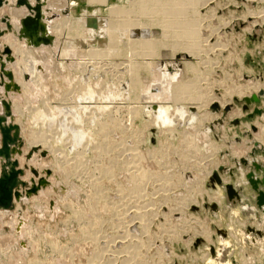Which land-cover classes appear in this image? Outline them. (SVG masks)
Instances as JSON below:
<instances>
[{
	"label": "rangeland",
	"instance_id": "1",
	"mask_svg": "<svg viewBox=\"0 0 264 264\" xmlns=\"http://www.w3.org/2000/svg\"><path fill=\"white\" fill-rule=\"evenodd\" d=\"M68 1L53 2L64 10L56 7L52 44H22L19 54L7 43L11 56L1 53L26 185L15 208L0 210V264H264V0ZM101 18L107 32L123 24V38H140L142 55L127 60L114 36L96 43ZM62 21L72 31L59 32ZM79 28L91 34L88 50L74 42ZM32 48L49 63L37 70L42 82L23 76ZM146 55L152 78L161 62L160 79L147 74ZM34 132L53 148L41 142L47 156L27 159ZM218 180L232 185L233 205Z\"/></svg>",
	"mask_w": 264,
	"mask_h": 264
},
{
	"label": "bare ground",
	"instance_id": "2",
	"mask_svg": "<svg viewBox=\"0 0 264 264\" xmlns=\"http://www.w3.org/2000/svg\"><path fill=\"white\" fill-rule=\"evenodd\" d=\"M70 2H71V0H69ZM68 1V2H69ZM91 1V0H90ZM95 4H94V6L96 5V4H100V0H92ZM54 0H0V36H3V37H1L2 39H0L1 41H0V116H4L5 117V119H6V122H5V124H15V125H17V126H19V143L20 142H22V136H21V133H22V127L19 125V124H17V123H15L14 121H12V119H13V117H14V113H13V107H12V105L13 104H15L14 102H12V105L10 104V109H11V112L8 110V113L6 112V110H5V105H4V101L3 100H5L6 98H5V96H10L11 97V95H12V92H13V85H11V84H8V81H10V79L9 78H11V80L13 79V76H12V73H10V72H7L6 71V66H8L5 62L7 61V59H8V57L5 59V58H3V56L1 55V53H3V52H5L8 56H11V50L7 47V43L8 44H10L11 46H13V48H15L16 50H18V51H20L19 52V54H21V51H23L24 49L22 48V44H25V45H23V47L25 48V46L26 45H31V46H34V47H37V46H39V45H41V44H48V43H50L51 42V44L53 43V38H52V35L56 32V31H54V33H52L53 31H52V25L54 24L53 22H54V20H56V19H58L57 17H56V19L54 18V16H57L58 15V12L56 11V7H58L59 9H60V7H62L63 5H60V6H58L57 5V3H56V5L57 6H55L54 5ZM67 2V4L69 5V3ZM84 2V1H83ZM116 2V1H115ZM53 3V4H52ZM72 4H74L75 3V1L74 2H71ZM92 3V2H91ZM102 3V2H101ZM114 3V2H113ZM120 3V2H119ZM44 4L46 5V6H44ZM50 4L52 5L51 6V8H50ZM71 4V5H72ZM77 4V3H76ZM80 4V3H79ZM78 4V5H79ZM93 4V3H92ZM107 4V3H106ZM42 5H43V7H42ZM84 5H85V3H84ZM113 5V4H112ZM125 4H123V6H124ZM66 6V5H65ZM74 6V5H73ZM93 6V5H92ZM118 6V5H117ZM98 7V6H97ZM105 7V6H104ZM107 10L110 12V13H112V10H114V9H112L113 8V6H112V8L110 7V5L108 6L107 5ZM47 8H50V9H47ZM88 8H90V7H88ZM92 8V7H91ZM95 8V7H94ZM115 8H116V5H115ZM118 8V7H117ZM124 8V7H123ZM170 8H171V6H170ZM47 9V10H46ZM63 9V7L60 9V10H62ZM177 9V8H176ZM64 10V9H63ZM66 10V9H65ZM77 10V9H76ZM80 10V9H79ZM116 10V9H115ZM121 10V9H120ZM120 10H118V11H120ZM74 11V10H73ZM72 11V12H73ZM84 11V10H83ZM105 11V10H104ZM117 11V12H118ZM178 11V10H177ZM176 11V12H177ZM71 12V13H72ZM85 12V11H84ZM116 12V11H115ZM181 12V11H180ZM86 13V12H85ZM105 13V12H104ZM114 13V12H113ZM119 13V12H118ZM122 13V12H121ZM125 13V12H124ZM87 14V13H86ZM116 14V13H115ZM126 14H127V12H126ZM125 14V15H126ZM28 15H30V17H34V19H36L37 21H38V23H39V25L37 26L38 28L36 29L37 31H35L33 34H32V37H30L29 35H30V33H28V32H30V31H25L24 32V34L22 33V35L20 34V29H21V27H22V25H23V21H24V18H26ZM79 15V14H78ZM90 15H95L96 16V13H93V10H92V12H91V10H90V12L88 13V16H90ZM117 15V14H116ZM139 15V14H138ZM82 16V15H81ZM87 16V15H86ZM87 16V17H88ZM120 16H122V14L120 15L119 14V17ZM141 16V15H140ZM171 16V15H170ZM101 17V16H100ZM99 17V18H100ZM116 17V16H115ZM117 17H118V15H117ZM116 17V18H117ZM124 17V16H123ZM174 17V16H173ZM172 17V18H173ZM4 18V19H3ZM9 19L10 21L9 22H11V24H12V26H13V30H14V33L16 34V36H11V35H7V34H5L6 32H4V30H5V28H7L8 27V25L10 26V24L9 23H6L5 21V19ZM103 18V17H102ZM99 19V23H101L100 25H99V23L97 24V23H95V21H94V23L95 24H97V25H95L94 23H92V24H94L95 26V29H96V27L99 25V26H103L105 29H106V32L105 33H103V35H102V33H101V35H100V39L96 42V43H98V42H101L102 40H105L106 41V38L108 37V36H111V38H112V36H114L115 37V39L119 42V43H122L123 44V48H121L122 49V55L124 54L126 57H127V60H129L128 59V57L132 60V62H133V59H134V57H132V56H134L135 55V52H141V49H143V50H145L144 48H145V46H143L142 44H144V42H140L139 40H140V38H138L137 39V42L135 41V39L134 40H128L127 41V39H125V38H123L124 36L122 35V33H120V32H118V31H120L121 30V26L123 25H121L120 27H118V28H116L115 30H112L111 32H107V31H110V30H108L107 29V27H105V25H104V21H103V19ZM106 18V17H105ZM114 18V17H113ZM121 18V17H120ZM170 18V17H169ZM82 19V18H81ZM107 19V18H106ZM111 19V18H110ZM139 19V18H138ZM137 19V20H138ZM68 20H69V18H68ZM68 20L66 21V23L68 22ZM83 20V19H82ZM85 23H87V24H90V22H88V20L85 18ZM57 21V20H56ZM77 21H79V20H77ZM84 21V20H83ZM90 21V20H89ZM98 21V20H97ZM96 21V22H97ZM103 21V22H102ZM114 21V20H113ZM58 22V21H57ZM63 22V21H62ZM82 22V21H81ZM116 22V21H115ZM118 22V21H117ZM122 22H123V20H122ZM60 23V22H59ZM85 23L83 22V24L85 25ZM120 23V22H119ZM124 23V22H123ZM169 23H171V22H169ZM56 24V23H55ZM58 24V23H57ZM76 24V23H75ZM74 24V25H75ZM109 24V23H108ZM126 24V23H125ZM114 25H116V27H117V24H114ZM119 25V24H118ZM71 26V25H70ZM70 26H69V28H70ZM86 26V25H85ZM89 26V25H88ZM99 26H98V28H99ZM113 26V25H112ZM74 27V26H73ZM72 27V28H73ZM138 27V26H137ZM143 27V26H142ZM170 27V26H169ZM168 27V30L170 29ZM172 27V26H171ZM55 28H57L58 30H59V32H61V33H63V35H64V32H66L67 30V28H68V24L66 25V24H64V22H63V24H61L60 23V25L58 26H56ZM55 28H53V29H55ZM91 28V27H90ZM97 28V29H98ZM167 28V27H166ZM176 27H174V29H175ZM8 29V28H7ZM74 29V28H73ZM75 29H76V27H75ZM74 29V30H75ZM23 30H27V27H26V29L25 28H23ZM57 30V31H58ZM69 30H71V28L69 29ZM69 30L67 31V32H69ZM172 30V29H171ZM190 30V29H189ZM72 31V30H71ZM95 31V30H94ZM97 31V30H96ZM113 31H117L118 32V34L116 33V32H113ZM80 28H79V31H74V34H75V38H73V39H75L74 40V42L75 43H77L78 44V42H80V41H84L85 40V42L84 43H86V44H84L85 46V48H87V47H89V46H87L86 47V45H90V44H92L91 42L92 41H90L89 39V35H91L89 32L86 34V35H84V36H82V34H80ZM84 32V31H83ZM82 32V33H83ZM96 33V32H95ZM98 33V32H97ZM14 34V35H15ZM68 34V33H67ZM70 34V33H69ZM27 35V36H26ZM57 35V34H56ZM58 35H61L60 33H58ZM99 35V34H98ZM193 35V34H192ZM183 36V35H182ZM58 37V36H57ZM59 37H61V36H59ZM92 37V36H91ZM142 37V36H141ZM147 37V36H146ZM199 37V36H198ZM21 39V41H20V39ZM80 38H83L82 40L80 39ZM96 38V37H95ZM127 38V37H126ZM130 38H134V36L133 37H131L130 36ZM143 38V37H142ZM150 39V41H151V36L149 37ZM57 39V38H56ZM88 39V40H87ZM144 39V38H143ZM142 39V40H143ZM190 39V38H189ZM192 39H194V38H192ZM196 39V38H195ZM60 40V39H59ZM58 40V41H59ZM80 40V41H79ZM187 40V39H186ZM9 41V42H8ZM88 41V42H87ZM96 41V40H95ZM108 41V40H107ZM146 41H148V39L146 38ZM154 41H156V40H154ZM153 41V39H152V41H151V43H147V47H148V45L149 46H151L152 45V42H154ZM188 41V40H187ZM73 42V43H74ZM113 41H111V43H112ZM135 42L137 43V44H135ZM138 42H140L141 43V45L138 43ZM191 42V41H190ZM197 42V41H196ZM196 42H195V44H196ZM35 43V44H34ZM57 43V42H56ZM72 43V44H73ZM88 43H90V44H88ZM110 43V42H109ZM109 43H108V45H109ZM155 43V42H154ZM70 44V43H69ZM113 45H115L116 43H112ZM139 44V45H138ZM146 44V43H145ZM189 44V43H188ZM49 45V44H48ZM47 45V46H48ZM68 45V44H67ZM67 45L65 46V47H67ZM154 45V44H153ZM152 45V46H153ZM200 45V44H199ZM52 46V45H51ZM57 46V45H56ZM55 46V47H56ZM77 46V45H76ZM93 46H95L96 47V44H94ZM93 46H92V50H95L94 48H93ZM111 45H109V47H105V49L107 50V51H109V53H113L116 49H114V47H110ZM116 46H117V44H116ZM115 46V47H116ZM136 46H138L137 48H139L140 46H143L142 48L140 47L139 49H140V51H138V49H136ZM197 45H195V47H196ZM43 47H45V46H43ZM60 47V46H59ZM83 47V48H84ZM118 47V46H117ZM146 47V48H147ZM31 48V47H30ZM39 48H41V47H39ZM39 48H38V50H37V48L36 49H27V50H25V52H27V54H28V56L29 57H36L37 55V58H30L31 60H28L29 62V65L27 66V69L26 70H21L20 72H22L23 71V76H25V73L26 72H29V75H31L30 73H37L38 71L37 70H40V74L42 73V74H44V72H45V65L46 64H49L48 62L46 63V62H43V61H39L40 59L39 58H42L43 57V49H40L39 50ZM49 47H46V49H48ZM104 49V48H103ZM120 48H119V50H118V52L121 50ZM50 50V49H49ZM70 50V49H69ZM79 50V49H78ZM87 50H88V48H87ZM75 51H77V49L75 50ZM84 51H86V49H84L83 50V52ZM104 51V50H103ZM16 52V51H15ZM87 52H89V51H87ZM87 52H84V53H87ZM106 52V51H105ZM104 52V53H105ZM117 52V54H119ZM142 52H144V51H142ZM48 53V52H47ZM98 53V55H99V53L100 52H97ZM19 54H17V55H19ZM44 54H45V52H44ZM90 57H93V56H91L90 55V53H87ZM94 53H92V55H93ZM96 54V53H95ZM94 54V55H95ZM105 54H107V52L105 53ZM105 54H102V56L103 55H105ZM116 54V53H115ZM114 54V55H115ZM117 54H116V56H117ZM138 54V53H137ZM141 54V53H140ZM139 54V55H140ZM145 54V53H144ZM31 55V56H30ZM34 55V56H33ZM54 55H55V53H54ZM97 55V54H96ZM97 55V56H98ZM138 55V56H139ZM142 55V54H141ZM150 55V54H149ZM61 56V55H60ZM75 56V55H74ZM138 56H136V57H138ZM25 57V56H24ZM27 57V56H26ZM96 57V56H95ZM136 57H135V59H136ZM145 57V56H144ZM147 55H146V57H145V61H146V59H147ZM50 58V57H49ZM48 58V59H49ZM19 59V58H18ZM43 59V58H42ZM51 59V58H50ZM60 59V58H59ZM58 59V60H59ZM76 59V58H75ZM96 59V58H95ZM98 59V58H97ZM143 59V58H142ZM52 60V59H51ZM137 60V59H136ZM148 60V59H147ZM21 61V60H20ZM27 61V60H26ZM46 61V60H45ZM53 61V60H52ZM51 61V62H52ZM88 61H91V59L90 58H88V60H87V62L86 63H82V65L83 64H85V66H87L88 65ZM94 61V60H93ZM122 61V60H121ZM125 61V60H124ZM142 61V60H141ZM143 62H144V60H143ZM147 62V64H146V67H147V74L148 75H153L154 76V74H153V72H154V66H153V64L152 63H150V62H148V61H146ZM145 62V63H146ZM18 63V62H17ZM25 63V62H24ZM161 63V62H160ZM159 63V67H157L158 69H159V71L157 70V68H156V70L157 71H155L156 72V74H157V76L155 77V78H152L153 76H151V78H152V80L154 79V80H156L157 78L158 79H160V77H161V73L162 72H160V67H162L161 66V64ZM163 63V62H162ZM21 64H22V62H21ZM52 64V63H51ZM80 64V63H79ZM111 64V63H110ZM120 64H122V63H120ZM164 64H166L165 62H164ZM57 65V64H56ZM90 65V64H89ZM106 65V64H105ZM155 65V64H154ZM26 66V65H25ZM39 66H41V68L42 69H40V67ZM48 66V65H47ZM60 66V65H59ZM137 66V65H136ZM158 66V65H157ZM164 66V65H163ZM166 66V65H165ZM22 67H24V65L22 66ZM49 67V66H48ZM90 68V67H89ZM24 69H25V67H24ZM135 69V68H134ZM146 69V68H145ZM164 69V68H163ZM46 70H47V68H46ZM81 70V69H80ZM48 71V70H47ZM46 71V72H47ZM76 71V70H75ZM90 71V70H89ZM98 71V70H97ZM130 71V70H129ZM39 73H37V75H35V78H37V79H39V78H41V82H42V77H40L41 75L39 74ZM84 73H86V71L84 72ZM93 73V72H92ZM131 73H134V72H131ZM78 74V73H77ZM76 74V75H77ZM136 74V73H135ZM17 75V74H16ZM130 75H132V74H130ZM134 75V74H133ZM163 75V74H162ZM112 76V75H111ZM134 76H136V75H134ZM133 76V78L135 79V77ZM160 76V77H159ZM16 76H14V78H15ZM75 77V76H74ZM82 77V76H81ZM29 78H31V77H29ZM34 78V77H33ZM33 78H31V81H32V79ZM34 78V79H35ZM98 78V77H97ZM131 78H132V76H131ZM83 79V78H82ZM157 79V80H158ZM22 80V79H21ZM92 80V79H91ZM137 80H138V78H137ZM139 80H140V78H139ZM29 81V80H28ZM40 81V80H39ZM104 81V80H103ZM150 81V80H149ZM82 82V81H81ZM140 82H141V80H140ZM20 83V82H19ZM21 83H23L24 84V81L23 82H21ZM20 83V84H21ZM112 83V82H111ZM153 83V82H152ZM14 84V83H13ZM88 84V83H87ZM29 85V84H28ZM30 85H32V84H30ZM86 85V84H85ZM25 86H26V84H25ZM100 86V85H99ZM114 86H115V84H114ZM117 86V85H116ZM172 86V85H171ZM24 87V86H23ZM170 88H172V87H170ZM86 89V88H85ZM84 89V90H85ZM120 89V88H119ZM180 89V88H179ZM185 89V88H184ZM83 91V90H82ZM87 91V90H86ZM81 92V91H80ZM179 92V91H178ZM180 92H181V90H180ZM106 94H107V92H106ZM163 94V93H162ZM171 94V93H170ZM105 95V94H104ZM124 95V94H123ZM169 95V94H168ZM103 97H105V98H107L106 97V95L105 96H103ZM102 97V98H103ZM12 98V97H11ZM81 98V97H80ZM83 98V97H82ZM101 98V99H102ZM133 98H135V97H133ZM100 99V100H101ZM112 98L110 97V99L109 100H111ZM136 99V98H135ZM79 100H81V99H79ZM83 101V100H82ZM87 101V100H86ZM102 101H103V99H102ZM107 101V100H106ZM104 102V101H103ZM111 101H109V103H110ZM84 103H86V102H84ZM100 103V102H99ZM102 103V102H101ZM48 104V103H47ZM81 104H82V102H81ZM106 104H108V103H106ZM17 105V104H16ZM15 105V109L18 107L19 108V106H16ZM45 105V104H44ZM102 105V104H101ZM109 105V104H108ZM107 105V106H108ZM39 106V105H38ZM74 106V105H73ZM91 106V105H90ZM98 106V105H97ZM96 106V107H97ZM106 106V105H105ZM72 107V106H71ZM100 107V106H99ZM109 107V106H108ZM46 108V107H45ZM50 108V107H49ZM74 108V107H73ZM90 108V107H89ZM51 109V108H50ZM55 109V108H54ZM66 109H69V108H67L66 107ZM20 110V109H19ZM18 110V111H19ZM17 111V110H16ZM47 111H49V110H47ZM67 111V110H66ZM74 111V110H73ZM72 111V112H73ZM53 112V111H52ZM60 112V111H59ZM62 112V111H61ZM76 112V111H75ZM19 113H20V111H19ZM105 114H107V113H105ZM133 114V113H132ZM61 115V114H60ZM66 115V114H65ZM106 116V115H105ZM94 118V117H93ZM92 118V119H93ZM113 118V117H112ZM85 120V119H84ZM102 120V119H101ZM109 120V119H108ZM108 122V121H107ZM107 122H104L105 124H103L102 125V129L104 128V129H107L108 127L110 128V126L108 125V123ZM113 123V122H112ZM77 124V123H76ZM80 124V123H79ZM24 127V126H23ZM81 127V126H80ZM85 127V126H84ZM103 131V130H102ZM82 132H83V129H82ZM24 133V132H23ZM26 133V132H25ZM35 133V132H34ZM46 134V133H45ZM45 134H41V133H38L37 135H36V133L34 134V135H31L33 138V141H31V146L30 147H32L31 148V150H29L28 151V153H26V158L27 159H32L33 157H34V154L35 153H39L40 154V156H41V153H42V155L43 156H47V151H45V150H42L41 148H43V147H39V143H43V144H46L47 146H49L48 148L49 149H52L53 148V144L49 141V139L45 136ZM100 135V134H99ZM30 136V135H29ZM31 139V140H32ZM0 145H1V135H0ZM106 150V149H105ZM18 151V153H21V152H19V150H17ZM16 151V152H17ZM52 152V151H51ZM13 153L14 152H12V155H11V157L13 158ZM61 153V152H60ZM67 154V153H66ZM37 156V155H36ZM55 156V155H54ZM15 158V157H14ZM37 159V158H36ZM15 161H17V163L18 164H20V162H19V160L18 159H16ZM39 162V161H38ZM59 162V161H58ZM80 166V165H79ZM28 167V166H27ZM26 167V168H27ZM29 169H31V167H28ZM78 168V167H77ZM18 169H21L22 170V172H24V170L25 169H23L22 167H19ZM107 170V169H106ZM31 171H33L36 175H38L39 174V172L36 170V169H31ZM71 172V171H70ZM0 173H1V161H0ZM249 175V174H248ZM250 176V175H249ZM251 177V176H250ZM238 181V180H237ZM19 184H18V186H17V188H19V187H22V186H25L26 185V182L24 181V180H22V179H19ZM135 182H137V181H135ZM134 182V183H135ZM223 182V181H222ZM251 186H252V188H253V186H254V183H250L249 182V180L247 181ZM41 183H44V181H42L41 180ZM242 183V182H241ZM246 183V182H245ZM248 183L247 184H244L243 186L245 187V186H247L248 185ZM264 183V182H263ZM138 184V183H137ZM225 183H223V185H224ZM134 185V184H133ZM223 185H220L221 187L223 186ZM135 186V185H134ZM258 185H255L254 186V188H256ZM132 187V186H131ZM140 187V186H139ZM216 187V186H215ZM16 188V190H14L13 192H12V205H11V207H4V206H0V210H5V211H8V210H10V209H12V208H15V202L16 201H20L21 199H22V192L19 190V189H17ZM133 188V187H132ZM217 188V187H216ZM254 188H253V190H254ZM35 190H37V189H33V191H35ZM222 195H223V198L225 199H227V196H226V193H225V191H224V189H222ZM17 193V194H16ZM254 196H255V194H254ZM226 199H225V201H226ZM226 203L228 204V205H233L234 203H232V202H230L229 200H227L226 201ZM261 203H264V200L261 202ZM212 207L213 208H215V209H218V206L215 204V205H212ZM131 208V207H130ZM231 208V207H230ZM261 208V207H260ZM1 215H5V213H3V214H1ZM133 218V217H132ZM135 219V218H134ZM131 220V219H130ZM136 225V224H135ZM145 227V226H144ZM250 229H252L251 227H249ZM253 231H255V229H252ZM88 231V230H87ZM231 232H232V230H231ZM260 235H262V231H257ZM232 234H233V232H232ZM235 235V234H234ZM233 235V236H234ZM132 239V238H131ZM136 246V245H135ZM124 249V248H123ZM132 252V251H131ZM228 252V251H227ZM226 259H227V257L225 256V257H223L222 259H221V261H223V262H228V261H226ZM113 260V259H112ZM108 262V261H107ZM113 262H114V260H113Z\"/></svg>",
	"mask_w": 264,
	"mask_h": 264
},
{
	"label": "water",
	"instance_id": "3",
	"mask_svg": "<svg viewBox=\"0 0 264 264\" xmlns=\"http://www.w3.org/2000/svg\"><path fill=\"white\" fill-rule=\"evenodd\" d=\"M39 25L38 21L34 19V17H30L28 15L26 18H24L23 25L20 29V34H24L26 31H30V37H32V34L37 31V26ZM27 30H23V28ZM27 36V35H26ZM35 44V43H34ZM11 79V78H10ZM5 105V110L8 113V110L11 112L10 104L9 102L3 100ZM6 119L4 116H0V135H1V145H0V161H1V173H0V206L4 207H11L12 205V192L16 190L19 182L18 174L23 173L21 169L16 168L17 161L11 157L12 152H14L15 147L19 146L21 142L19 143V126L15 124H5ZM244 163H247L248 161L246 159H243ZM242 162V163H243ZM217 176V175H216ZM247 179L249 182L251 181V177L247 175ZM220 185H223L220 183ZM232 185H223L222 189H224L227 200L230 202L233 200L231 198L232 194ZM239 188V187H238ZM17 194V193H16ZM215 251L214 248H212Z\"/></svg>",
	"mask_w": 264,
	"mask_h": 264
}]
</instances>
